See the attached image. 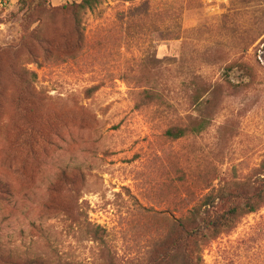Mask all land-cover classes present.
<instances>
[{
	"label": "rangeland",
	"instance_id": "374dc122",
	"mask_svg": "<svg viewBox=\"0 0 264 264\" xmlns=\"http://www.w3.org/2000/svg\"><path fill=\"white\" fill-rule=\"evenodd\" d=\"M70 1L32 16L0 5V179L16 191L0 243L21 258L153 264L207 180L264 160V0H106L79 25ZM201 115L202 134L165 136ZM202 256L264 264V207Z\"/></svg>",
	"mask_w": 264,
	"mask_h": 264
},
{
	"label": "trees",
	"instance_id": "16d2710c",
	"mask_svg": "<svg viewBox=\"0 0 264 264\" xmlns=\"http://www.w3.org/2000/svg\"><path fill=\"white\" fill-rule=\"evenodd\" d=\"M20 10L32 16L38 10L52 8L51 0H18ZM106 0H71L78 25L86 12L99 8ZM149 94V93H148ZM155 96V94H150ZM200 99L202 97H199ZM208 119L203 115L198 122L185 128H171L165 136L173 141L189 135H199L209 128ZM218 185L207 180V191L199 199L198 205L186 215L174 220L171 239L158 248L153 264H203L202 252L211 242L237 228L241 219L257 213L264 207V160L250 177ZM15 188L0 179V204L16 195ZM69 212L65 211V214ZM101 229L90 224L87 232L98 236ZM0 264H74L72 262H52L43 257H17L4 251L0 243Z\"/></svg>",
	"mask_w": 264,
	"mask_h": 264
},
{
	"label": "built area",
	"instance_id": "2783aa9c",
	"mask_svg": "<svg viewBox=\"0 0 264 264\" xmlns=\"http://www.w3.org/2000/svg\"><path fill=\"white\" fill-rule=\"evenodd\" d=\"M1 3H2V0H0V5H2Z\"/></svg>",
	"mask_w": 264,
	"mask_h": 264
}]
</instances>
